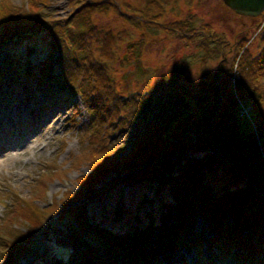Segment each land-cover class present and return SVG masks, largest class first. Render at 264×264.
Segmentation results:
<instances>
[{"label": "trees", "instance_id": "16d2710c", "mask_svg": "<svg viewBox=\"0 0 264 264\" xmlns=\"http://www.w3.org/2000/svg\"><path fill=\"white\" fill-rule=\"evenodd\" d=\"M74 1L64 22L43 10L48 0H28L30 13L25 5L0 3V23L10 19L21 26L0 39V60L19 78L16 85L24 87L31 80L44 90L63 84L70 93L78 87L91 113L86 152L76 161H84L91 173L78 178L81 189L67 191L60 209L54 202L44 208L43 220L32 221L40 224L41 240L53 238L55 245L71 250L67 264H162L175 252H199L205 244L210 257L202 264H215L218 257H225L221 263L264 264V18L251 30L258 45L253 54L248 34L231 44L209 24L197 27L194 15L163 23L171 0H148L141 8L129 4L126 12L120 11L134 28L151 26L195 46L202 73L192 103L190 90L178 86L192 63L171 73L165 80L170 91L159 95L149 89L145 35L136 39L129 28L115 33L95 23L93 13L116 12L121 1ZM38 30L49 36L46 47L38 51L19 45L22 34L33 36ZM116 63L123 71L117 78ZM134 82L144 88L133 90ZM249 109L255 117L243 131L240 116ZM129 128L134 130L131 149L124 155L118 138ZM215 167L244 183L216 192L207 181ZM42 171L33 194L17 198L13 214L21 220L39 215L28 203L44 197L51 176L64 175L56 164ZM126 186L147 187L154 197L147 198L148 219L121 231L97 220L92 206L101 203L106 210L112 191ZM113 205V219L119 221L126 210L123 196ZM52 217L59 223L50 226ZM199 219L209 226L208 235L205 226L197 227ZM3 228L14 239L3 244L5 264H16L25 254L35 259L47 255V247L36 242L41 255L35 256L30 229L18 238ZM47 264L66 262L54 255Z\"/></svg>", "mask_w": 264, "mask_h": 264}, {"label": "rangeland", "instance_id": "374dc122", "mask_svg": "<svg viewBox=\"0 0 264 264\" xmlns=\"http://www.w3.org/2000/svg\"><path fill=\"white\" fill-rule=\"evenodd\" d=\"M4 0H0L2 3ZM7 3H14L17 6H22L24 11L32 12L28 5V0H5ZM48 5L43 7V10L50 16L60 18L59 22H64V18L71 17L72 5H75L74 0H48ZM80 1V0H77ZM121 1L118 11L107 10L108 13L96 12L92 17L96 24L102 25L105 28L111 29L115 33L124 31L129 28L135 35L136 39L141 38V34L146 37V46L144 49V63L150 71L146 73L150 78V88L159 95L166 94L170 91V87L165 83V80H170V74L176 73V70L182 69L183 63H192L188 68L186 75L182 78L178 86L185 87L190 90L189 97L193 103V93L197 89L198 75L202 73L199 69L198 55L194 45L186 44L178 40L176 37L167 35L165 32L155 30L153 27L138 29L134 28L126 19L123 18L120 11L126 12L127 7L141 8L147 4L148 0H119ZM123 2V3H122ZM170 2V0H168ZM131 6H130V5ZM173 4V5H172ZM150 5V4H149ZM147 5V6H149ZM117 6V5H116ZM109 7V6H108ZM155 6L153 9L155 10ZM153 10V11H154ZM188 15L197 17L196 26L209 24L212 31L224 33L226 39L233 44L241 35L248 34L250 37V50L253 54L258 52V45L253 39L251 30L254 29L256 23L264 18V15L257 17L242 16L237 14L234 10L229 8L223 0H194L188 3L187 0H179L170 2L162 19L163 23H170L180 19H185ZM8 18V17H5ZM0 23V39L7 38L11 31L19 29L21 26L16 23H11L10 19H1ZM148 24V23H146ZM37 35L29 36L22 34L19 37V45H30L37 49L46 47V40L49 39L43 31L38 30ZM45 31V30H44ZM131 33V34H132ZM123 50L121 49L120 53ZM196 53V54H195ZM3 66H0V110L4 104H8L14 100H24L25 103L30 104L36 109V122L41 124L45 119L48 110H60L61 115L52 117L53 121H48L45 128H43L42 135H38V139L23 142L20 139H14L10 144L8 138L2 137L0 129V264H5V253L3 244L5 241L12 242L14 239L10 237L3 226H6L8 232L10 231L18 238L23 235L24 238L28 233H35L32 241L34 245V254L41 255L39 249L35 246L38 242L42 248H46L47 255L34 258L29 254H25L17 259L16 264H47V258L55 256L59 257L63 262L69 261L71 250L61 244L55 245L54 239L49 238L41 240V233L39 223L33 225L34 220H43L47 207H50L54 202L58 208H61V199L65 196L67 191H76L81 189L78 184V178L91 173V168L84 162L77 163L79 158H83L82 153L86 152L83 143L86 142L88 130L91 121V113L86 106V101L83 99L78 87H74L73 92L70 93L67 89H63V84H55L54 86L42 87L39 89L31 80H27L26 86H17L15 80L17 77L13 72L0 60ZM116 69V78L121 77L123 71L120 69L118 63L113 67ZM236 75V69L234 70ZM167 78V79H166ZM117 80V79H116ZM147 80V79H146ZM118 82V81H117ZM119 83V82H118ZM163 84V85H162ZM144 83L139 82V85L134 82L133 90L143 89ZM146 88V87H145ZM146 89V90H149ZM92 97V96H91ZM90 97V99H91ZM255 114L253 110H248V113H243L240 116V127L246 131L252 127V120ZM19 131L25 123L17 124ZM173 125L170 127V131ZM36 130V128H34ZM133 129L129 128L125 133L119 136L120 146L124 147V155L131 149V142L133 138ZM21 134H13L17 136ZM4 135V134H3ZM17 138V137H15ZM10 147L9 149H7ZM87 147V145H86ZM7 149V150H6ZM49 164H56L60 170L64 171L62 177L51 176L46 185V194L42 198H36L28 205H31L37 210V216L30 215L26 220L13 214L15 204L17 205V198L30 197L38 185L40 177L44 174L42 170ZM42 172V173H41ZM207 181L214 187L216 192H221L227 188H234L244 183L243 179H235L232 175L226 174L219 167H215L207 176ZM83 190V189H82ZM110 196V194H109ZM123 196L126 203L125 214L121 220L116 221L114 217L113 202L117 198ZM153 193L147 187H117L111 193V196L106 200V210L103 209L101 203H94L92 208L95 212L94 216L97 220L105 219V224L113 229H120L121 231L133 229L140 219L142 224L147 218V212L150 208L148 206L147 198H153ZM163 199H168L167 194L163 193ZM158 201V200H157ZM33 203V204H32ZM111 203V204H110ZM139 205L142 208L139 209ZM13 225L14 222H16ZM50 226L59 223L56 217L49 218ZM16 228H15V227ZM205 226V227H204ZM34 227V228H32ZM197 227L208 230L209 226L204 224L202 219L198 220ZM30 229V231H29ZM25 231H29L24 234ZM18 234H17V233ZM34 242V243H33ZM46 242V243H45ZM210 247L205 244L201 251L193 250L191 252L182 249L184 258L188 264H202L210 257ZM183 254L175 252L171 255V259L167 262L163 258L162 264H184ZM206 258V259H204ZM225 258V257H224ZM224 258L218 257L215 264L221 263ZM200 261V262H199ZM217 262V263H216ZM221 264H234L233 260L228 259Z\"/></svg>", "mask_w": 264, "mask_h": 264}, {"label": "bare ground", "instance_id": "6f19581e", "mask_svg": "<svg viewBox=\"0 0 264 264\" xmlns=\"http://www.w3.org/2000/svg\"><path fill=\"white\" fill-rule=\"evenodd\" d=\"M61 113L62 111L60 110H48L41 127V124L36 122V109L30 104L25 103L24 100H14L8 104H4L0 110V129H3L1 136L8 138L6 141H10V144L13 143L12 141H14V139H20L23 142H28L33 139H36L37 141L38 135H42L43 128H45L47 122L53 121L52 117L61 115ZM19 122L20 124L22 122L25 123V126H23V130L21 128V131H19L17 125ZM34 128H36V130H34ZM18 132L21 134L14 136L13 138V134H17ZM9 148L10 147L7 149ZM0 150L2 152L5 151V149L2 148Z\"/></svg>", "mask_w": 264, "mask_h": 264}, {"label": "water", "instance_id": "95a60500", "mask_svg": "<svg viewBox=\"0 0 264 264\" xmlns=\"http://www.w3.org/2000/svg\"><path fill=\"white\" fill-rule=\"evenodd\" d=\"M237 14L257 17L264 13V0H223Z\"/></svg>", "mask_w": 264, "mask_h": 264}]
</instances>
